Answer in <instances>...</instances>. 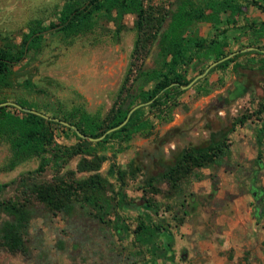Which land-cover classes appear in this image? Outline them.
<instances>
[{
	"label": "rangeland",
	"instance_id": "1",
	"mask_svg": "<svg viewBox=\"0 0 264 264\" xmlns=\"http://www.w3.org/2000/svg\"><path fill=\"white\" fill-rule=\"evenodd\" d=\"M84 1L0 0V49L16 51L30 28L56 23L65 6ZM226 1L211 21L208 0H192L194 10H203L206 20L187 22L184 35L206 43L221 41L225 53L248 46L257 51L246 50L237 56L234 62L243 66L236 72L231 62L206 72L166 104L140 106L143 127L129 139L111 138L91 146L92 151L107 156L98 172L113 187L116 181L105 174L109 162L124 165L135 158L141 165L135 178L126 179L125 192L131 201L117 210L127 228L122 237L110 224L99 222L85 203L74 202L68 212L52 211L26 195V184L48 181L56 174L62 156L58 150L75 143L76 138L66 126L49 124L51 136L45 149L27 147L20 141L21 129H25L18 122L21 114L9 108L7 112L17 119L0 120V183H7L0 199H29L30 218L23 236L25 252L1 247L0 264H220V255L232 257L234 252L229 249L210 256L206 239L221 240V231L228 225L250 230L249 244L239 250L233 264H264V135L259 144L256 142V130L264 125V74L256 69L264 51V28L240 24L241 5L231 14L232 4L238 0ZM151 3L168 11L176 7L175 0ZM114 16V9L100 8L88 23L45 34L28 56L12 66L0 87V99L21 100L48 116L67 114L76 122L101 123L124 76L135 37V15L125 13L119 20ZM168 21L167 14L161 30ZM157 40L149 47L144 68L155 63ZM204 51H198L200 58L187 64L185 79L191 80L213 61L212 55H202ZM240 83L245 86L243 91ZM240 116L245 121L227 134L224 154L215 163L195 170L201 174L199 180L190 174L172 193L162 180L155 183L159 188L155 194L142 189L143 175L159 170L157 161H167L185 147L206 143L210 132L229 127ZM258 149L259 168L255 164ZM79 157L68 158L58 174L74 170ZM41 158L47 159V164L38 173L35 168ZM89 173L76 171L74 176ZM142 197L153 200L156 211L141 205ZM140 220L160 224V236L153 243L140 244L133 239L132 230Z\"/></svg>",
	"mask_w": 264,
	"mask_h": 264
},
{
	"label": "trees",
	"instance_id": "2",
	"mask_svg": "<svg viewBox=\"0 0 264 264\" xmlns=\"http://www.w3.org/2000/svg\"><path fill=\"white\" fill-rule=\"evenodd\" d=\"M235 2L232 4L231 14L239 11V7L242 4L245 6L252 4L263 9V6L258 5L253 0H238ZM175 3L176 7L173 11L165 10L157 4L151 3V0H85L75 6L67 5L61 10L56 23L51 22L46 26L30 28L22 37L16 51L0 49V87L10 74L12 66L28 56L30 51L39 45L45 34L67 31L88 23L91 21L92 14L100 8L107 11L114 9V17L118 20L125 13H133L135 15L133 20L135 37L124 76L116 90L111 107L101 123L76 122L67 114H62L59 118L75 125L80 132L91 137H97L106 129L120 123L125 117L127 110L137 102L153 98L148 104L150 107L161 103L166 104L170 99L185 91L180 89L179 85L187 84L190 79H185L183 72L192 59L200 58L198 51L205 50L202 55H212L213 61L230 53L223 52V44L216 39H210L206 43L199 37L184 35L183 31L187 22L192 19L206 20V15L203 10L197 12L194 10L192 0H175ZM208 3L210 5L209 20L215 21L220 11L218 7L220 8L221 5H225L228 2L226 0H208ZM167 14L169 21L166 27L161 30ZM156 37H158V51L155 63L151 68H144L142 66L143 60ZM257 49L254 48L245 53L257 51ZM242 53L243 51H239L233 56L218 62L210 67L207 72L215 68L222 69L227 67L229 63H233L236 57ZM260 53L263 55L256 62V69L264 74V51ZM238 66L242 67L243 65L234 62L231 67L236 72ZM10 99L21 106L38 110L14 98H2L0 102ZM9 108L21 114L18 122H21L25 127V129H21V135L23 136L20 141L22 144L27 145V147L44 150V146L49 143L51 136L49 124H60L8 105L0 106V120L6 122V120H11L9 118L17 119L7 112ZM140 114L141 107L132 111L124 125L105 134L101 140L96 142L81 139L70 128L60 125L71 130L76 142L62 146L58 150L62 156L60 162H58L59 164H56L57 168L54 171L56 174L48 181L29 182L26 184V195L52 211L68 212L74 202L85 203L93 209L99 222L110 224L115 233L122 237L127 228L117 210L131 201L125 192L126 179L135 178L141 171V165L135 158H130L124 165L109 162L105 174L113 177L116 181L113 187L98 172L100 165L107 159V156L92 151L91 146L106 142L111 138H118L122 141L129 139L134 132L140 131L143 127ZM53 117L56 116L53 115ZM244 121L245 118L240 116L231 122L229 127L219 128L210 132L206 143L185 147L180 151L173 152L171 159L157 161L159 170L155 173L143 175L142 189L155 194L159 191L155 183L162 180L167 184L168 191L172 193L180 189V181L190 174L199 180L201 174L195 172V170L215 163L228 149L227 134L233 130L235 125H241ZM13 127L15 126L13 125ZM263 135L264 125H261L256 130L257 144L262 141ZM74 155H80L75 164V169L58 174L68 158ZM259 157L260 151L258 149L255 158V164L258 168L261 167ZM41 159L35 168V172L41 173L47 164V159ZM76 171L90 173L85 177L76 178L74 176ZM6 185L7 183H0V192ZM139 199H142L141 205L156 211L157 207L153 200L145 197ZM29 204V199L25 198L22 200L0 199V218L1 215L5 216V219H0V248L2 247L9 252H25L23 236L27 231V223L30 218ZM132 233L136 242L151 244L160 236L161 226L153 221L140 220L133 228Z\"/></svg>",
	"mask_w": 264,
	"mask_h": 264
},
{
	"label": "crops",
	"instance_id": "3",
	"mask_svg": "<svg viewBox=\"0 0 264 264\" xmlns=\"http://www.w3.org/2000/svg\"><path fill=\"white\" fill-rule=\"evenodd\" d=\"M253 1H255L258 5L263 6V9L252 4H248L246 6L242 4L241 8L243 11L239 16V23L245 24L246 28H264V0ZM235 203L236 201L234 204ZM228 226L225 230L221 231V240H214V238L213 240L206 239V250L210 252V256L215 255L218 251H228L229 249L234 252L232 257L225 255V253L220 255V264H233V261L235 263L239 250L242 249L244 245L249 244L248 231L250 230L237 228L235 225L229 228ZM251 239H253V237Z\"/></svg>",
	"mask_w": 264,
	"mask_h": 264
},
{
	"label": "water",
	"instance_id": "4",
	"mask_svg": "<svg viewBox=\"0 0 264 264\" xmlns=\"http://www.w3.org/2000/svg\"><path fill=\"white\" fill-rule=\"evenodd\" d=\"M252 49H254V47L248 46V47L242 48V49H240V50L232 51V52L228 53L227 55H225L224 57L212 61V62L209 63V64H208V65H207V66H206V67H205L200 73H198L197 75H195V76H194V77H193V78H192L187 84H185V85H179V88H180V89L188 88V87L191 86V85H192L197 79L203 77V76L206 74V72L209 70V68L212 67V66H214V65L217 64L218 62H220V61H222V60H224V59H226V58H229V57L233 56L234 54H236V53L239 52V51H246V50H252ZM174 84H176V83H174ZM156 95H157V94H156ZM156 95H155V96H156ZM152 99H153V98H152ZM152 99H149V100H147V101H143V102H138V103L134 104L133 106H131V107L127 110V112H126V114H125V117L123 118V120H122L120 123H118L117 125L112 126V127L108 128V129H106L104 132H102V133H101L99 136H97V137H91V136H89V135H86V134L80 132V131L77 129V127H76L75 125L70 124L69 122H66V121H64V120H62V119H59V118H57V117L48 116V115H46V114H44V113H42V112H39V111H37V110H34V109H32V108H27V107L21 106V105L15 103L14 101L7 100V101L0 102V106H4V105L13 106V107L17 108V109L20 110V111L36 114V115L42 117V118L45 119V120H50V121L58 122V123H60L61 125L70 128V129L74 132V134H75L77 137H79V138H81V139H85V140H87V141L94 142V141L101 140V139L105 136V134H107V133H109V132H111V131H114V130L118 129L119 127H121L122 125H124L125 122L127 121L128 117H129L130 114L132 113V111H134L135 109L139 108L140 106H143V105H147V104H149V103L152 101ZM252 194H254V193L252 192Z\"/></svg>",
	"mask_w": 264,
	"mask_h": 264
},
{
	"label": "flooded vegetation",
	"instance_id": "5",
	"mask_svg": "<svg viewBox=\"0 0 264 264\" xmlns=\"http://www.w3.org/2000/svg\"><path fill=\"white\" fill-rule=\"evenodd\" d=\"M238 87L241 88L242 91L245 89V86L242 83H240Z\"/></svg>",
	"mask_w": 264,
	"mask_h": 264
}]
</instances>
